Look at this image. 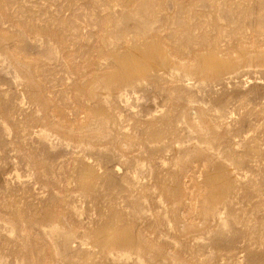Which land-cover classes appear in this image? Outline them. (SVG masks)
<instances>
[{"label":"rangeland","instance_id":"1","mask_svg":"<svg viewBox=\"0 0 264 264\" xmlns=\"http://www.w3.org/2000/svg\"><path fill=\"white\" fill-rule=\"evenodd\" d=\"M138 262L264 264V0H0V264Z\"/></svg>","mask_w":264,"mask_h":264},{"label":"bare ground","instance_id":"2","mask_svg":"<svg viewBox=\"0 0 264 264\" xmlns=\"http://www.w3.org/2000/svg\"><path fill=\"white\" fill-rule=\"evenodd\" d=\"M133 62H135V61H133ZM140 62V61H139ZM209 62V61H208ZM146 63V62H145ZM128 63L126 62L125 63V65L126 66H128L127 65ZM141 64V63H140ZM135 66V65H134ZM140 66H142V65H139V68H140ZM132 67V66H131ZM127 68H130V67H127ZM137 68V67H136ZM134 69V68H133ZM132 70V69H131ZM222 184H220V182H215V187L219 190V191H226V190H228V188H229V184H228V182L227 181H225V180H223V182H221ZM101 236V235H100ZM114 237H113V233H110V234H108L107 235V238H106V240L107 241H110L111 239H113ZM122 243H124V244H128L129 242H123L122 241ZM138 264H142V262H138Z\"/></svg>","mask_w":264,"mask_h":264}]
</instances>
